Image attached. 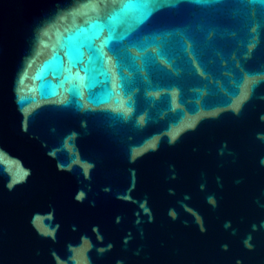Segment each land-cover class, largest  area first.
Returning a JSON list of instances; mask_svg holds the SVG:
<instances>
[{
	"label": "water",
	"instance_id": "water-1",
	"mask_svg": "<svg viewBox=\"0 0 264 264\" xmlns=\"http://www.w3.org/2000/svg\"><path fill=\"white\" fill-rule=\"evenodd\" d=\"M0 264H264V0H0Z\"/></svg>",
	"mask_w": 264,
	"mask_h": 264
}]
</instances>
